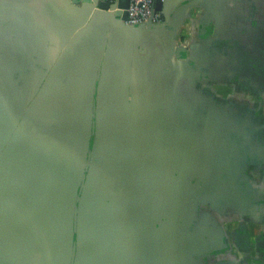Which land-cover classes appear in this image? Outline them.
Masks as SVG:
<instances>
[{
    "label": "crops",
    "instance_id": "0c3cea01",
    "mask_svg": "<svg viewBox=\"0 0 264 264\" xmlns=\"http://www.w3.org/2000/svg\"><path fill=\"white\" fill-rule=\"evenodd\" d=\"M161 11L0 0L3 264H264V0Z\"/></svg>",
    "mask_w": 264,
    "mask_h": 264
},
{
    "label": "built area",
    "instance_id": "2783aa9c",
    "mask_svg": "<svg viewBox=\"0 0 264 264\" xmlns=\"http://www.w3.org/2000/svg\"><path fill=\"white\" fill-rule=\"evenodd\" d=\"M155 3L156 0H131L126 23L130 26H141L148 22L162 23L163 13L157 10Z\"/></svg>",
    "mask_w": 264,
    "mask_h": 264
},
{
    "label": "water",
    "instance_id": "95a60500",
    "mask_svg": "<svg viewBox=\"0 0 264 264\" xmlns=\"http://www.w3.org/2000/svg\"><path fill=\"white\" fill-rule=\"evenodd\" d=\"M72 2L74 4H81V3H84V4H93L95 3V5L100 8V9H103V10H120L122 15H123V20H126L128 19V8L130 6V3H131V0H72ZM163 5H164V0H156V3H155V6L157 8V10H162L163 8ZM165 21H163L162 23L160 24H155L153 22H148L146 24H143L141 25L140 27H147L149 25H155V26H160V25H163ZM128 25V24H127ZM132 27H136V26H132ZM139 27V26H137ZM90 144H86V148L88 149ZM71 243V241H70ZM66 258V262L65 264L67 263V260L69 258L67 257H64ZM0 264H3L1 261H0ZM74 264H77V259L75 260V263Z\"/></svg>",
    "mask_w": 264,
    "mask_h": 264
}]
</instances>
